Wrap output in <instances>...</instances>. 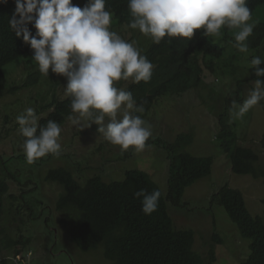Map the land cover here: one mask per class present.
<instances>
[{"label": "trees", "instance_id": "trees-1", "mask_svg": "<svg viewBox=\"0 0 264 264\" xmlns=\"http://www.w3.org/2000/svg\"><path fill=\"white\" fill-rule=\"evenodd\" d=\"M72 3L83 8L87 0H72ZM247 6L251 9L252 18L260 12L264 14V0H248ZM106 9L112 13L111 31L119 35L128 29L139 31L128 27L132 20L128 0H106ZM14 11V0L0 4V97L38 89L34 99L37 116L46 113L39 125L45 126L49 120H53L63 126L73 113L71 97H64L60 92L59 76L51 71L46 76L38 68L27 72L20 84L11 80L13 65L35 63L30 45L17 38L9 25ZM255 25L247 41L249 50L254 52L264 43V20ZM29 28L34 34L35 28L31 25ZM222 32L219 38L205 37L203 29H200L195 31L191 40L166 36L160 44L153 43L151 37L143 34L138 39L139 51L154 65L152 77L148 82L137 84L132 81L126 87L122 83L118 86L131 91L137 105L144 107V112L136 114L143 119L162 100L181 97L199 88L204 84L206 72L218 74L220 63L235 67V62L230 65L226 59L230 51L233 53L230 56L232 61H237L240 56L233 46L234 31L222 28ZM135 37L136 34H133L130 40ZM259 67L264 68V64ZM254 72L251 65L253 81L256 79ZM260 79L264 81V77ZM260 104L264 107V101ZM219 124L217 141L231 161L232 173L255 179L264 177V170L257 166L259 154L241 145L236 123L229 114L220 117ZM151 142L163 148L167 154V194L148 172L141 169L128 170L121 181L106 182L97 175L84 183L67 168L49 169L47 182L62 188L56 203V210L62 215L61 225L68 230L71 242L81 252L102 249L104 258L113 264H217L215 246H212L207 257L199 253L195 249V232L192 229H178L169 210L170 205L181 207L186 191L212 175L214 159L196 157L186 151L194 143L192 133L179 134L171 143L160 138ZM261 144L264 147V135ZM50 160L51 154L31 164L24 154L0 160V221L5 217L6 204L9 203L17 208L13 221L18 220L24 226L28 223L44 225L46 230H52L50 206L41 198L39 182L26 172L25 167L29 165L35 172ZM11 183L18 184V193H11ZM141 189L148 192L158 189L162 193L157 211L150 216L143 214L141 201L135 196ZM262 201L264 204V198ZM212 202L222 207L243 238L251 241L250 255L243 264H264V218L252 214L243 192L228 184L213 196ZM0 232L4 235L1 238L2 249L14 250L16 256L23 254L32 242L31 238L22 234V228L16 239L7 235L3 227ZM52 233L55 235L56 231ZM213 240L217 244L223 242L217 234ZM3 264H8V261L3 260Z\"/></svg>", "mask_w": 264, "mask_h": 264}, {"label": "rangeland", "instance_id": "rangeland-1", "mask_svg": "<svg viewBox=\"0 0 264 264\" xmlns=\"http://www.w3.org/2000/svg\"><path fill=\"white\" fill-rule=\"evenodd\" d=\"M264 14H256L250 22H262ZM133 34L136 37L132 40ZM142 33L130 29L120 36L138 49V39ZM228 52L226 59L235 62V67L220 63L218 74L206 72L204 84L199 88L185 93L181 97L162 100L145 118L151 125L152 136L146 142L143 151L132 149L121 150L119 146L107 142L98 126L92 124L87 128L88 120L83 121L84 128L71 124L69 120L63 126L60 135L61 151L59 155L51 154V160L39 170L32 171L26 167V172L39 182L41 198L50 206L52 214V230H46L44 225L28 223L24 226L20 221H13L17 208L6 204V215L0 221L6 234L16 239L21 232L32 239L23 254L16 256L15 251L2 249L0 232V264L7 260L8 264H113L108 262L102 249L90 253L81 252L70 240L68 230L61 225L62 215L56 210V203L62 192L61 186L47 182L46 174L52 168H67L73 171L77 179L84 183L88 178L101 176L106 182L121 181L128 170L141 169L148 172L162 191L168 192V161L163 148L155 146L151 141L163 139L174 142L182 133H192L194 143L186 151L196 157H212L214 159L213 173L190 187L185 194L183 205H170V214L178 229H192L196 234L195 249L203 256H208L212 246L217 252V264H243L250 255L249 239L243 238L238 227L229 219L225 210L213 203V196L225 186L240 189L254 216L264 218V177L255 179L251 176H239L232 173L231 161L225 155L217 141L220 131V117L229 114L236 123V131L241 145L255 150L260 161L257 164L264 170V147L261 140L264 135V107L259 104L242 117L230 115L232 101L242 103L253 87L250 76L251 59L254 56L264 58V43L254 52L240 53L237 61H232ZM33 65L20 63L11 68V80L20 84L27 72L38 69ZM6 69V74L7 70ZM60 92L64 97L66 78L59 76ZM127 81L120 80L114 84L118 88L121 83L126 87ZM122 87V89H123ZM38 89L20 91L14 95L0 97V160L11 156L24 154L25 138L19 133L16 117L26 108L36 111L34 101ZM45 92V90H43ZM46 113L38 116L39 120ZM73 115V114H72ZM8 117V118H7ZM8 119V120H7ZM50 155V154H48ZM46 155L45 157H47ZM11 193H18L17 183H11ZM56 231L54 235L52 232ZM217 234L223 240L222 244L214 242ZM28 253V254H27ZM26 257V258H25Z\"/></svg>", "mask_w": 264, "mask_h": 264}, {"label": "clouds", "instance_id": "clouds-1", "mask_svg": "<svg viewBox=\"0 0 264 264\" xmlns=\"http://www.w3.org/2000/svg\"><path fill=\"white\" fill-rule=\"evenodd\" d=\"M8 0H0L7 4ZM15 11L9 25L17 38L30 45L32 58L46 76L49 72L66 78L65 94L71 97L68 117L72 125L84 128L98 126L105 140L120 149L143 151L152 136L151 125L136 113L144 112L131 91L117 88L120 80L148 82L154 65L141 55L133 43L111 31L112 13L106 0H87L81 8L72 0H14ZM248 0H128L132 20L128 27L160 44L167 36L191 40L196 30L205 37L219 38L222 28L234 31L240 53L249 51L248 38L255 22ZM29 25L35 28V33ZM251 65L256 79L251 82L242 103L232 101L230 115L242 117L264 101V58L254 56ZM31 107L16 117L19 133L26 138L23 151L28 163L61 151L60 125L49 120L40 126ZM162 193L157 189L135 193L141 211L150 216L157 211Z\"/></svg>", "mask_w": 264, "mask_h": 264}]
</instances>
